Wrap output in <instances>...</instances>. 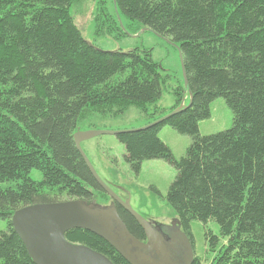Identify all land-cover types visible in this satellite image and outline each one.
I'll list each match as a JSON object with an SVG mask.
<instances>
[{
  "label": "trees",
  "instance_id": "1",
  "mask_svg": "<svg viewBox=\"0 0 264 264\" xmlns=\"http://www.w3.org/2000/svg\"><path fill=\"white\" fill-rule=\"evenodd\" d=\"M78 1L0 0V220L7 223L0 264H36L13 227L17 209L64 197L110 198L76 147L82 124L135 106L152 116L150 125L181 106L179 87L169 112L156 105L150 113L162 97L163 67L151 49L106 51L86 40L71 12ZM103 4L97 33L103 26L128 33L125 17L178 46L193 97L167 119L117 136L130 168L139 172L144 160L163 159L177 169L166 195L175 215L189 232L193 220L219 225L220 236L206 231L210 264H264V0H114L113 14ZM218 97L231 108L233 125L202 135L199 122ZM165 125L191 137L180 159L159 138ZM33 169L42 180L31 178ZM66 238L129 264L91 231L75 228ZM202 263L196 257L193 264Z\"/></svg>",
  "mask_w": 264,
  "mask_h": 264
},
{
  "label": "rangeland",
  "instance_id": "2",
  "mask_svg": "<svg viewBox=\"0 0 264 264\" xmlns=\"http://www.w3.org/2000/svg\"><path fill=\"white\" fill-rule=\"evenodd\" d=\"M102 1H106V4ZM101 3L113 14L114 0H80L71 9L75 23L82 30L85 39L106 51L151 49L153 59L163 67L162 74L166 79L163 83L162 97L156 104L150 105V113L156 110V105L163 113L169 112L177 103L174 90L179 87L182 90L181 105H188L190 96L178 46L170 39L163 38L145 27L136 29L125 17L123 21L129 30L128 33L120 34L117 31L113 33L107 26L101 27L97 33L95 16L98 7L102 6ZM210 107L211 116L199 122L202 135L214 134L232 127L234 114L223 97L214 99ZM150 117L152 116L142 115L137 107L131 106L119 117H107L93 125L82 124L81 131L137 129L146 126L152 119ZM159 138L172 149L177 159L186 155L192 141L189 135L177 132L170 125L162 127ZM82 146L102 180L123 200H128L138 214L159 222L170 221L176 216L166 199L169 186L177 175V169L173 165L163 159H147L143 161L139 172L133 171L125 159V145L114 134H103L88 139ZM30 176L38 181L43 179V173L37 169H33ZM110 198L97 197L95 202H109ZM6 228L7 223L0 220V231ZM190 230L195 255L202 259V264H210L213 253L208 251L206 231L211 230L213 234L220 236L218 223L211 220L205 224L193 220ZM225 241L221 238L217 248L219 249Z\"/></svg>",
  "mask_w": 264,
  "mask_h": 264
},
{
  "label": "water",
  "instance_id": "3",
  "mask_svg": "<svg viewBox=\"0 0 264 264\" xmlns=\"http://www.w3.org/2000/svg\"><path fill=\"white\" fill-rule=\"evenodd\" d=\"M180 55L185 83L188 86L184 61L181 53ZM192 98L190 91V103L186 107L191 105ZM183 107L184 105L182 104L173 113L150 125L137 129L116 131L90 129L77 131L74 134L76 147L88 169L97 183L114 202L110 206H103L88 203L84 199H69L50 203H37L17 209L12 216L13 227L36 264H114L103 253L87 245L69 241L66 238V233L75 228L86 229L102 237L131 264H137V260L135 254L131 251L130 245L127 244L128 241H131L132 245L141 248H147L150 243L154 242L168 259V251L160 234L146 218L132 209L128 200H123L102 180L84 151L82 143L103 134L118 136L124 132L147 128L167 119L170 115L182 110ZM115 203L122 205L137 220L147 235L148 243L138 240L130 233ZM185 239L187 253L183 264H192L194 252L186 235Z\"/></svg>",
  "mask_w": 264,
  "mask_h": 264
},
{
  "label": "flooded vegetation",
  "instance_id": "4",
  "mask_svg": "<svg viewBox=\"0 0 264 264\" xmlns=\"http://www.w3.org/2000/svg\"><path fill=\"white\" fill-rule=\"evenodd\" d=\"M113 202H114L113 199L110 198L109 202H95L94 201L93 203L103 205V206H110ZM115 204H116V207L118 208V212L121 218L123 219V221L128 227L126 219L129 220L130 218H134V217L122 205H120L119 203H115ZM147 220L154 226L158 234H160V236L164 240L169 257L168 259H166L160 247L154 242L150 243L149 247L147 248H141V247H136L132 245L131 241H128L127 244L130 245L131 251L135 254L137 264H183L186 259V253H187V247L185 244V241H186L185 235L189 239L193 252H194V259H193L192 264L195 262L197 256L195 255V251L193 247L192 234L190 233L191 231L189 232L184 227L182 220L178 216H174L170 221L165 220L163 222H159L154 219H147ZM142 230H143V235L141 237H137L135 235L134 237H136L138 240L144 243H148L149 240L147 238V235L143 228ZM128 263L131 264L130 262Z\"/></svg>",
  "mask_w": 264,
  "mask_h": 264
}]
</instances>
